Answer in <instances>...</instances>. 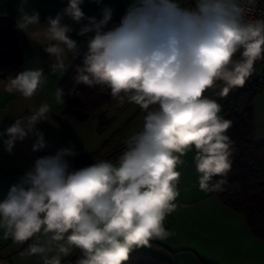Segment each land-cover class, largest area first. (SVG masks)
<instances>
[{
    "label": "clouds",
    "instance_id": "clouds-1",
    "mask_svg": "<svg viewBox=\"0 0 264 264\" xmlns=\"http://www.w3.org/2000/svg\"><path fill=\"white\" fill-rule=\"evenodd\" d=\"M83 2L68 0L41 25L39 12L27 11L21 0L16 27L48 54L50 75L65 72L69 55H79L65 16L80 25L77 35L94 33L68 95L80 84L107 88L117 107L127 102L141 109L142 127L123 141L116 162L94 157L74 168V147L36 158L0 201V230L5 239L30 241L20 255L37 256L40 264H127L135 249L172 234L165 219L177 208L181 157L194 151L200 190L215 192L226 183L233 121L209 97L243 88L264 61V12L252 15L258 0H133L119 24L107 28L113 9L105 6L97 19L85 15ZM48 83L43 69L27 68L0 80V90L28 102ZM64 97L56 88L58 105ZM51 111L47 102L22 108L0 131L4 150L12 154L28 137L33 152L44 150L37 125ZM77 250L79 258L65 262Z\"/></svg>",
    "mask_w": 264,
    "mask_h": 264
},
{
    "label": "crops",
    "instance_id": "crops-1",
    "mask_svg": "<svg viewBox=\"0 0 264 264\" xmlns=\"http://www.w3.org/2000/svg\"><path fill=\"white\" fill-rule=\"evenodd\" d=\"M67 3L68 0H26L24 7L29 12H39L40 23L44 25L47 17L54 18L58 13H62ZM20 4L21 0H0V17H12L17 21V9ZM105 6L111 8L112 1L99 0L97 3V0H84L81 8L86 16H95L100 19L102 9ZM62 22L73 27V32L69 35L77 41L80 54L86 40L93 33L79 36L77 35L80 28L79 24H75L66 16ZM24 35L27 38V47L20 71L27 68H41L48 76L49 83L38 92L32 101L28 102L23 101L16 94L10 95L0 90V131L10 126L16 118L21 116L23 114L21 109H26L27 104L39 106L42 102H47L51 105L52 111L48 114V119L41 121L37 128L43 132L47 141L48 146L44 150L48 155H53L58 149L67 148L69 145L77 146L81 134L83 141L89 140V135L85 137L83 130L80 129L90 116L79 124L64 119L55 122L56 118H61L63 111L62 105L56 103L55 89L58 88L78 56L73 58L69 55V67L65 72L50 75V57L41 46L32 42L25 33ZM261 103L264 104V90L254 100L253 121L257 111H259L257 115L260 119L259 122H254V139L256 142L264 141V107H261L264 105H260ZM111 108L112 106H109L100 111L108 113L106 121L110 123L111 132L116 131V134L119 132L120 135L121 131L128 129V120L132 115H126L122 118V115L118 114L117 111H110ZM25 114H27V110H25ZM118 121L119 123H117ZM140 126L142 127V124ZM139 130L136 125L129 135ZM256 132L260 137L258 140ZM93 139L91 141L92 146H94ZM125 139L126 137L116 139L110 148L108 145L100 148L103 144L101 143L98 148L75 150L78 155L74 158L99 148L103 154H114L123 149L119 147ZM33 143L34 137L17 141L12 154H9L0 142V201L7 196L10 186L16 183L18 178L31 168L34 160L40 156V151H32ZM193 157V151L181 157L184 163L177 169L181 172V178L177 185L179 196L175 201L177 208L165 219V228L170 230L172 234L166 240H154L163 247H156L151 243V247L139 249L169 260L174 264H264V240L251 234L241 212L227 206L214 192L200 190L198 185L199 174L195 169ZM74 158H70L72 165ZM112 161L116 162L117 159ZM29 243L30 241L19 244L11 238L5 239L3 230H0V264H40V259L37 256L20 255ZM79 256L80 253L77 250L73 255L66 257L65 262H74Z\"/></svg>",
    "mask_w": 264,
    "mask_h": 264
},
{
    "label": "trees",
    "instance_id": "trees-1",
    "mask_svg": "<svg viewBox=\"0 0 264 264\" xmlns=\"http://www.w3.org/2000/svg\"><path fill=\"white\" fill-rule=\"evenodd\" d=\"M190 3H194V0H190ZM121 17L120 13L118 16H113L106 27L112 28L119 24ZM93 35L94 33L86 40L80 54L58 86L65 92V102L62 105L61 118H56L55 122L64 119L79 124L104 107L115 104L110 97L109 90L100 86L89 88L80 84L75 87L72 95H68L69 90L73 88L75 67L82 63L88 50V41ZM26 47L27 38L16 27V20L12 17H0V79H5L10 75L14 76L20 72ZM262 90H264V79L257 83L246 84L225 98L215 94L210 95L209 98L217 100L223 109L221 115L233 121V125L227 133L233 141L234 148L232 169L226 177V183L214 193L227 206L241 212L251 234L264 240V141H255L253 121L254 100ZM137 114H142L140 108L135 115L132 114L128 121L130 122ZM105 145L106 142L100 148ZM100 148L74 158L72 166L80 168L91 165L95 162L94 157L96 159H118L123 150L107 155L101 153ZM119 148H124V144L120 145ZM39 153V157L48 155L45 150ZM151 243L156 247H163L155 241H151ZM127 264L174 263L141 249H135L130 254Z\"/></svg>",
    "mask_w": 264,
    "mask_h": 264
},
{
    "label": "rangeland",
    "instance_id": "rangeland-1",
    "mask_svg": "<svg viewBox=\"0 0 264 264\" xmlns=\"http://www.w3.org/2000/svg\"><path fill=\"white\" fill-rule=\"evenodd\" d=\"M112 1V9H113V16H118L119 13L123 16L130 6V4L133 2V0H111ZM185 3H190V0H184ZM264 70V62L256 65L254 67V71L256 73H260ZM213 95V94H210ZM264 105V104H260ZM114 106V107H113ZM264 107V106H261ZM107 107H104V109ZM139 110V107L134 104L125 103L123 106L117 107L116 104L112 105V108L110 111H117L118 114L122 115V118H124L126 115H132L136 114V112ZM258 112L254 116V122H259ZM108 117L107 112L98 111L95 114L90 115L89 119L84 123V125L81 127L80 130H83L85 137L89 135V140L83 141V137L81 134L79 143L77 146H70L74 147V149L77 151H81L82 148L84 149H92L91 147H100L101 143L106 142V145H108V148L113 145V143L116 141V139H123V137H127L129 133H131V130L137 125L139 129H141L140 125L142 124V114H137V116L133 117V120L129 122L128 129H125L124 131H121L120 135L119 132L116 134L114 131L111 132L109 122L106 121ZM119 123V121L117 122ZM93 128H94V135H93ZM257 134V132H256ZM94 136V139H93ZM259 135L257 134V140L259 139ZM86 139V138H85ZM92 139L94 140V146H92ZM104 146V147H105ZM103 147V148H104ZM83 151V150H82ZM111 154V153H110ZM108 155V154H107Z\"/></svg>",
    "mask_w": 264,
    "mask_h": 264
},
{
    "label": "built area",
    "instance_id": "built-area-1",
    "mask_svg": "<svg viewBox=\"0 0 264 264\" xmlns=\"http://www.w3.org/2000/svg\"><path fill=\"white\" fill-rule=\"evenodd\" d=\"M261 12H264V0H258L256 9L252 13V15L254 17H259ZM262 79H264V70H262V72L260 73H256L255 71H253L252 76L246 81V84L257 83L260 82ZM235 91L236 89L230 92L229 95H232Z\"/></svg>",
    "mask_w": 264,
    "mask_h": 264
},
{
    "label": "water",
    "instance_id": "water-1",
    "mask_svg": "<svg viewBox=\"0 0 264 264\" xmlns=\"http://www.w3.org/2000/svg\"><path fill=\"white\" fill-rule=\"evenodd\" d=\"M262 62H264V61H258V62L254 65V67H255L256 65L262 63ZM109 155H110V154H109Z\"/></svg>",
    "mask_w": 264,
    "mask_h": 264
}]
</instances>
